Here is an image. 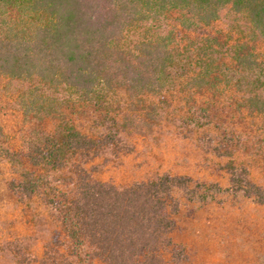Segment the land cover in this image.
I'll use <instances>...</instances> for the list:
<instances>
[{
  "label": "trees",
  "instance_id": "trees-1",
  "mask_svg": "<svg viewBox=\"0 0 264 264\" xmlns=\"http://www.w3.org/2000/svg\"><path fill=\"white\" fill-rule=\"evenodd\" d=\"M225 8L244 15L264 46V0H0V75L26 83L17 99L25 120H56L51 133L33 128L25 150H4L19 175L11 186L19 195L40 196L89 260L180 264L181 249L169 233L178 209L173 191L188 178L162 174L117 187L83 168L64 178L67 165L95 142L65 110L104 109L119 88L138 100L162 94L175 80L179 33L211 26ZM190 40L197 69L188 85L217 96L221 84L233 82L247 91L242 106L264 116V52L238 41L227 63L212 56L216 37ZM247 192L262 197L253 184Z\"/></svg>",
  "mask_w": 264,
  "mask_h": 264
},
{
  "label": "rangeland",
  "instance_id": "rangeland-1",
  "mask_svg": "<svg viewBox=\"0 0 264 264\" xmlns=\"http://www.w3.org/2000/svg\"><path fill=\"white\" fill-rule=\"evenodd\" d=\"M178 36L175 80L162 94L138 100L119 88L104 109L65 110L95 142L67 165L63 177L83 168L94 180L117 187L162 174L188 178L185 187L173 191L178 209L169 233L181 249L180 264H264V116L242 106L247 91L233 82L221 84L217 96L187 83L197 69L190 39L200 44L205 36L216 37L212 56L227 63L238 41L253 44L261 55L264 46L248 19L228 8L211 26ZM25 86L0 75V264H100L66 238L55 211L40 196L19 195L11 186L19 175L4 150H25L33 128L51 133L56 125L53 118H23L17 99ZM248 184L262 197L248 193Z\"/></svg>",
  "mask_w": 264,
  "mask_h": 264
}]
</instances>
